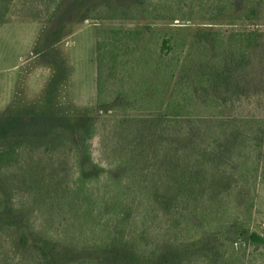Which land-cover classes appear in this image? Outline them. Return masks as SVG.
I'll return each instance as SVG.
<instances>
[{
    "label": "rangeland",
    "instance_id": "obj_1",
    "mask_svg": "<svg viewBox=\"0 0 264 264\" xmlns=\"http://www.w3.org/2000/svg\"><path fill=\"white\" fill-rule=\"evenodd\" d=\"M97 1L0 0V136L14 133L24 118L89 116L93 160L108 168L122 150H113V125L107 120L157 117L156 126L129 128L132 146L146 155L148 170L126 235L136 259L146 257L147 264H264V245H249L235 234L243 228L264 236V180L259 177L264 172V46L256 51L248 70L256 85L237 101L231 94L216 105L211 95L193 91L190 78L198 66L196 51L178 87L165 93L162 85L154 94L144 91V80L152 77L149 69L127 78L129 68L121 76L116 74L103 92V100L113 101L114 110L101 113L95 108L97 40L114 29L150 27L160 33L159 43L168 29L193 32L200 27L180 20L171 26L107 20L109 6L120 7L129 0H101L94 9ZM195 18L203 26L205 22ZM210 29L223 34L254 29L264 35V17L256 23L238 20ZM170 57L164 62L169 68ZM140 137L152 141L141 145ZM32 156L44 155L34 151ZM187 165H203L201 176L212 182L202 180L201 189L188 200L181 197L190 189L176 194L175 186L164 199L159 196L164 205L152 200L155 186L161 188L187 173ZM172 196L177 201L172 203ZM1 249L7 251L9 246ZM153 251L159 253L150 257ZM87 254L93 256L91 250Z\"/></svg>",
    "mask_w": 264,
    "mask_h": 264
},
{
    "label": "trees",
    "instance_id": "obj_2",
    "mask_svg": "<svg viewBox=\"0 0 264 264\" xmlns=\"http://www.w3.org/2000/svg\"><path fill=\"white\" fill-rule=\"evenodd\" d=\"M100 1L93 5L94 9L99 8ZM108 8L111 14L107 20L168 26L179 24V20L192 21V26L200 28L193 32L168 29L159 43L160 33L150 27L114 29L97 40L96 111L114 110L113 101L103 100L104 86L127 68L130 72L124 78L150 70L152 77L143 83L145 92L150 90L154 94L161 85L163 93L177 88L196 51L198 66L193 73L190 70V87L211 95V102L216 105L231 94L237 101L256 85L254 74L248 70L256 51L264 46V35L254 29L223 34L210 28L238 20L259 22L264 17V0H129L120 7ZM196 16L205 22L203 26L195 23ZM150 44L154 45L153 49ZM169 55L171 68L164 63ZM251 69L254 70L253 65ZM156 118L107 120L113 125V150H122L113 167L108 168H101L93 160L89 116L66 120L24 118L14 133H3L0 136V248L9 246V249L0 250V264H137L140 261L139 264H147L146 257L136 259L138 255L126 239L135 201L148 171L144 165L146 155L138 146H132L134 138L129 128L132 124L137 129L156 126L160 123ZM137 140L143 144L152 138ZM34 151H41L43 158L32 156ZM203 170V165H187V173L162 183L161 188L155 186L152 200L164 205L159 196L164 199L172 186L176 194L189 188L191 192L181 197L188 200L201 189L202 180L212 182L201 176ZM259 177L264 180L263 171ZM171 201L177 200L172 196ZM235 234L249 245H264V236L256 232L242 228L236 229ZM90 250L93 256L87 254ZM158 253L153 251L150 257Z\"/></svg>",
    "mask_w": 264,
    "mask_h": 264
}]
</instances>
